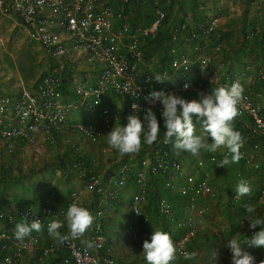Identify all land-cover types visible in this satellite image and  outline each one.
I'll return each instance as SVG.
<instances>
[{"label": "built area", "instance_id": "1", "mask_svg": "<svg viewBox=\"0 0 264 264\" xmlns=\"http://www.w3.org/2000/svg\"><path fill=\"white\" fill-rule=\"evenodd\" d=\"M139 1L118 0L117 7H113L109 0H0V15L14 17L22 24L47 63L46 70L33 89H21L10 95L0 90V147L8 155L40 152L47 147L62 149L70 144L73 136H77V142L90 148L100 146L102 153L112 151L110 157L128 162L119 167L115 176L107 179L82 170V188L96 196L99 202H113L120 199L131 178L135 192L130 196L127 229L131 243L138 249L143 248V241L152 235L151 230L139 225L147 219L143 201L147 195L149 177L163 180L165 190L186 199L191 207L196 206L203 197L215 196L211 183L204 177L187 173L181 155L173 151L172 144L164 143L166 129L161 116L162 105L149 104L144 98L153 90H163L186 99L187 96L200 97L201 94L210 93L201 81L211 82L208 76L212 54L222 52L225 47L217 28L219 19L208 13L194 27L182 25L180 30L169 31L167 55L171 70L161 68L158 73L143 71L147 67L144 48L148 41L155 38L165 12L155 0L151 23L148 26H131V10ZM165 1L169 3L170 0ZM183 30L188 31V41L196 42L194 57L182 49L180 34ZM252 36L253 32H248L245 38L251 39ZM209 44L213 46L208 48ZM258 52L263 57L261 61H246L234 71L223 66L219 85L230 87L239 81L244 86V99L239 105L241 114L234 121L235 130L240 131L244 138V145L240 149L243 158L239 163L253 173L264 176L262 160L255 157L264 152V41ZM81 58L89 66L92 60L95 61L98 69L90 80L84 75V81L79 83L75 76L83 71L81 64L84 63L79 61ZM194 68L198 82L191 84L185 76ZM158 74L166 80L156 82L154 76ZM185 84L190 87L185 89ZM69 96L73 97V102L68 101ZM117 99H120V104L109 106ZM132 105L136 106L134 114L141 118L144 111L152 107L161 127L157 141L152 145H143L135 154L120 155L111 147L105 149L102 141L107 140V133L113 126L127 123V116L133 111ZM74 112L82 114L83 119H72ZM239 125L241 127L237 128ZM70 149L72 157H85L82 156L80 143L71 144ZM226 153L224 149L222 157ZM214 160L215 156L209 158V161ZM132 163L138 166L134 170H131ZM80 165L79 169H82L83 164ZM202 165L200 160L196 163L198 168ZM242 179L251 183L252 194L237 200L234 191L229 197L232 204L249 205L254 193L259 200H264V185L258 186L255 192L252 181ZM68 195L63 206L59 196L49 191L38 206L29 203L16 214L0 210V222L4 223L0 229V264H5V258H10L11 264H133L121 262L113 256L104 232L105 216L100 206L91 211L95 222L86 232L87 239L99 244L94 250L85 251L78 240L60 246L48 235L47 225L51 220H63L67 207L73 201L81 203L82 193L73 191ZM193 209L198 216L203 215L201 208ZM173 211L170 199H158L160 218L173 222ZM24 216L29 218V222L34 218L40 219L44 225L41 233H32L35 243L29 240L21 243L14 238L15 222H20ZM201 221L187 216L176 223L179 232L173 239L182 244L184 251H194ZM242 228L250 237L252 233L247 219L242 223ZM259 230L258 226L253 231ZM177 256L184 259L182 252H178ZM142 264H146V261Z\"/></svg>", "mask_w": 264, "mask_h": 264}, {"label": "rangeland", "instance_id": "2", "mask_svg": "<svg viewBox=\"0 0 264 264\" xmlns=\"http://www.w3.org/2000/svg\"><path fill=\"white\" fill-rule=\"evenodd\" d=\"M154 1L155 0H146L138 13L139 15L140 12H144L143 20L145 23L143 24L145 25L149 24L154 17ZM157 2L158 5L163 8L166 15L169 16L168 24L172 27L178 24L180 26L185 25L194 27L195 24L204 19L205 15L208 13L219 19L217 28L221 33L224 42L223 45L225 47L222 52L212 54L213 61L208 76L212 83L204 81V79L201 81L203 87L208 88L209 92L212 88L220 86L223 66L234 71L240 68L243 62L254 60V57L257 55V48H259V45L257 47L256 44H258L257 40H259L264 27V0H195V4L192 0H176L175 3H171L170 1L168 3L165 0H157ZM248 28L253 32L251 39L245 38V31ZM180 39L184 52L194 57L196 42L188 41L184 32L180 34ZM212 46V44H209L207 47L210 48ZM164 58L163 51L157 50L152 52L150 57L145 59L147 67H144L143 71L150 70L153 73H158L161 68L171 70L169 62L166 65H162ZM79 61L84 63L83 58L79 59ZM91 63L90 66L87 63L81 64L83 71L77 72L75 76L79 83L84 81V75L89 77V80L96 75L98 69L97 65L93 60ZM46 68L47 63L41 51L36 44L30 40L22 24L14 17H3L0 15V90L6 95H10L21 89L31 90ZM185 78H187L191 84H196L198 82L196 69L194 68ZM187 99L199 100L200 97L197 95L192 97L187 96ZM68 101L73 102V97L69 96ZM120 103V99H117L112 104L110 103L109 106L114 104L118 105ZM71 118L79 121L83 119V115L74 112L71 114ZM193 123L197 124L195 116L193 117ZM197 127V131L199 132V124H197ZM77 138V136H73L70 139V144L62 147V149L59 147H47L42 148L40 152L27 151L8 155L0 147V209H11L15 211L16 214V212L22 208L20 207L21 205L32 203L38 206L41 200L49 194V191H54L59 198L60 196L64 198V196L66 197L73 191L78 193L81 191L82 181L84 180V177L81 175L82 170H86L87 172L96 171L97 174L104 178L113 177L117 174V170L122 164L128 163L126 161H119L118 159L115 160L114 157L107 158L112 155V151L102 153V148L100 146H94V150H90L88 146L82 149V156L86 154H90L91 156L85 157L82 162V169H79L81 163L74 162L73 159L69 161L67 158L65 161L59 162L57 156L59 158L71 156L70 147L71 144L77 143ZM209 142H211V139ZM102 143L105 149L110 147L106 139H104ZM143 145L145 146V144ZM91 151L92 154L90 153ZM218 153L219 151L214 154L219 157ZM208 154L210 153L202 150L199 156H193L188 152H182L181 155L183 166L187 170V173L199 176L202 174V171H199L204 170L208 173V179H210L209 181L211 184L213 183L214 185L220 186V190L225 188L224 194H221L219 198H212L217 201L215 204H212L209 211L205 213L207 221L215 228L210 232L209 228L206 226L212 238L208 236L207 239H204L208 233H204L205 236H203V234L198 237V239H200L194 249V251L197 252V256L195 257L197 262L195 259L190 260V262L191 264H231L232 254L229 248L226 247V244L228 239L233 238V236L236 237L237 235L231 233L229 228H231V225L233 228L235 222L237 224L239 219L244 222L247 213L243 204L237 206L230 204L229 195L232 191H235L238 184L237 182L242 178H249L254 184L256 192L258 186L264 185V176L256 174L255 172L253 173L252 170L238 163H230L226 168L217 167L214 161H209ZM257 156L262 160L261 162L264 168V152H261L255 157ZM218 157L215 158L216 162L220 160ZM91 158L94 159V162H91ZM199 160L202 161L203 164L201 168L196 166ZM132 166L133 168L131 170L138 167L136 163H132ZM114 168L115 170L113 171L112 169ZM151 185L157 187L155 189L156 193H150ZM159 185H161L160 178L156 179L153 176L149 177L147 182V195L143 201V211L147 219L139 223L141 228L151 230L152 233L155 230L164 231L163 227H165L163 226L164 222H162L156 214L157 199L165 195V193L163 194L162 192L164 187H159ZM133 187L131 178H129L125 190L121 193V199L118 200L120 202H115L114 206L116 207L114 209L107 207L111 202H107L105 205L102 204L100 206L104 216H106V212L107 215L110 216L108 218H113V220H115L114 224H116L118 228H123L128 219L126 215L127 213L129 214L130 211V196L135 192ZM81 196L84 202L87 203L90 211H92L93 208L91 206L93 205L94 195L85 192V194ZM86 197L89 199L87 200ZM65 200H67V198H65ZM122 201L123 205L121 206L120 203H122ZM87 205L84 206L87 207ZM249 205L253 206L259 215L264 216V200H259L256 193H254ZM118 207L121 211H116ZM173 226L178 229L176 223ZM103 227L105 235H111L113 227L109 226L108 220H103ZM171 227L172 226H168V228H170L168 232L170 234L177 232L178 234L179 231H172L173 228L171 229ZM235 227L233 228L234 231L237 230ZM238 236L236 238L243 241V238L240 235ZM128 245L131 246L129 243ZM118 249L122 250L124 248ZM138 250L142 253L143 248ZM247 251L250 252V250ZM214 253L218 255L214 256ZM252 255L256 257L258 261L257 264H259L260 257L258 255L256 256L254 253ZM133 264L136 263L133 262Z\"/></svg>", "mask_w": 264, "mask_h": 264}, {"label": "clouds", "instance_id": "3", "mask_svg": "<svg viewBox=\"0 0 264 264\" xmlns=\"http://www.w3.org/2000/svg\"><path fill=\"white\" fill-rule=\"evenodd\" d=\"M152 77H150L151 79ZM156 82H163L166 78L155 75ZM185 89L190 87L184 85ZM244 86L234 82L230 87L219 86L212 88L210 93L201 94L200 99L188 100L180 95L161 91H150L144 99L152 105H162L161 116L164 122V143L172 144L173 151L179 155L188 152L193 156H199L201 151L216 153L220 149H226L227 153L218 162L217 167L226 168L230 163H238L243 158L240 149L244 145V138L240 131L235 130L234 121L240 113L239 105L244 97ZM132 113L127 116V123L112 127L107 133V144L118 151L120 155L138 153L143 144L152 145L157 141L161 127L152 107L147 108L141 118L134 114L135 105H132ZM195 116L199 124L193 123ZM211 139V142L209 140ZM236 199L252 194L251 183L242 179L236 186ZM246 218L251 236L241 241L233 236L228 239L226 247L231 252V264H257L256 257L248 248L264 247V216L259 215L251 205H245ZM137 213V212H136ZM139 215V213H137ZM95 217L90 209L83 204L73 201L64 213V219L51 220L47 225L48 235L63 246L80 240L85 251L94 250L99 244L94 240L84 238L85 233L92 228ZM259 226V231H253ZM44 225L40 219H31L24 216L14 226V238L23 243L29 240L35 243L32 233H41ZM66 229V231H62ZM143 256L146 264H172L177 259V253L182 252L184 259L192 260L197 256L195 251H184L182 244L173 239L169 232L162 230L153 231L150 239L143 241ZM218 255L214 253V256ZM5 264H11L10 258H5ZM259 264H264L261 260Z\"/></svg>", "mask_w": 264, "mask_h": 264}, {"label": "crops", "instance_id": "4", "mask_svg": "<svg viewBox=\"0 0 264 264\" xmlns=\"http://www.w3.org/2000/svg\"><path fill=\"white\" fill-rule=\"evenodd\" d=\"M109 3L113 6V7H117V5H118V0H109ZM136 12H137V10H136ZM135 12V13H136ZM135 13L133 14V17H134V15H135ZM140 15L141 16H143L144 15V12L142 13V12H140ZM263 31H264V27H263ZM19 90H17V91H15V92H18ZM77 143H80V145H81V147H82V149H84L87 145L86 144H84V143H82V142H77ZM82 143V144H81ZM103 144V143H102ZM89 147V146H88ZM90 148V147H89ZM90 150H94V148L93 147H91L90 148ZM219 151V153H218V155H219V157L216 155V154H214V153H210V154H208V158H210L211 156H215V158H219V159H222L223 157H222V154H223V152H224V149H220V150H218ZM91 154H92V151L90 152ZM111 156V155H110ZM110 156H108L107 158H109ZM85 157H91L90 156V154H86L85 155ZM85 157H84V159H85ZM106 158V159H107ZM112 158H113V156H112ZM84 159H83V161H84ZM116 160V159H115ZM82 161V162H83ZM91 162H94V159L93 158H91ZM184 162H185V160H184ZM182 163H183V161H182ZM238 164L240 165V163L238 162ZM184 165V164H183ZM238 166V165H237ZM106 169H110V168H106ZM185 169V168H184ZM113 171L115 170V168L114 169H112ZM185 171H187L186 169H185ZM202 171V174L201 175H199V177L201 176V177H204V178H206L208 181L210 180V179H208V173L207 172H205L204 170H200L199 172H201ZM94 172V171H93ZM94 173H96V171L94 172ZM206 173V174H205ZM204 174V175H203ZM110 175V174H109ZM207 175V176H206ZM106 179L108 178V177H105ZM160 181H161V185H159V187H162L163 186V180H161L160 179ZM210 182V181H209ZM211 183V182H210ZM237 183H239V182H237ZM132 186H133V184H132ZM211 186L213 187V189H214V193H215V196H213V197H210V196H206V197H203V198H201V199H199L198 200V203H197V205L196 206H194V207H191V205L188 203V201L186 200V199H184V198H182V197H180L178 194H176V193H174V192H169V191H167V190H165V188H163L162 189V192H163V194L165 193V195H164V197H167L168 199H170L171 200V202H172V204H173V209H174V211H173V222H168L169 224H165L164 223V225L163 226H165V227H163L164 228V231H166V229H167V231L166 232H168V231H170V228H168V226L170 227V226H172L171 227V229L173 228V230L172 231H176V230H178V229H176L173 225L175 224V223H178V221H180V220H182V219H184V218H186L187 216H191V217H193L194 219H201L202 221L198 224V226H199V228H200V231L198 232V237L199 236H202L204 233L206 234V233H208V234H206V237L204 238V239H207L208 238V236L210 237V238H212V236H210V232L212 231V230H214L215 228L211 225V223H209L208 221H207V219H206V215H205V213H206V211H209V208L212 206V204H215V202L217 201L216 199L217 198H219V196L221 195V194H224V190H225V188L223 189V190H220L219 189V187L220 186H217V185H214L213 183L211 184ZM223 187H225V186H223ZM126 188V187H125ZM134 188V187H133ZM157 187H154L153 185H151V190H150V193H156L155 192V189H156ZM125 190V189H124ZM133 190H135V188L133 189ZM75 192V191H74ZM232 192H234V191H232ZM231 192V193H232ZM79 193H82V194H85V191H83V188L81 187V191H79ZM132 193H133V191H132ZM131 193V194H132ZM230 193V194H231ZM127 194H129V193H127ZM153 195H155V194H153ZM68 196L69 195H67L66 197L64 196V198H61V196H60V199H59V202L62 204V206L67 202V200H68ZM229 197H230V195H229ZM65 198H67V200H65ZM212 198H216V199H212ZM86 199L88 200L89 198H87L86 197ZM121 199V198H120ZM119 199V200H120ZM158 199H159V197H158ZM157 199V200H158ZM229 200H230V198H229ZM64 201V202H63ZM81 201H82V203L81 204H83V205H87V203L86 202H84V200L81 198ZM118 201V200H117ZM115 202L116 201H113V202H111L107 207H111L112 209H114L116 206H114V204H115ZM118 202H120V201H118ZM107 202H99V200H98V198L96 197V196H94V201H93V205L91 206L92 208H93V210H94V208H96L97 206L99 207V206H101L102 204L103 205H105ZM119 204V203H118ZM118 204H116V205H118ZM121 204V206L123 205V201H122V203H120ZM230 204H232V202L230 201ZM28 204H24V205H21L20 207H26ZM188 205H189V207H188ZM243 205L245 206V205H247V204H245V203H243ZM87 207H88V205H87ZM189 208H191V209H189ZM193 208H201L202 210H203V216H198L197 214H196V212L195 211H193L194 209ZM9 209V208H8ZM90 209V208H89ZM193 209V210H192ZM0 210H2V211H5V212H8V211H11V212H15V211H13V210H11V209H9V210H3V209H0ZM116 211H121V209H119V207L118 208H116ZM92 213V212H91ZM122 213V212H121ZM105 218L104 219H106V220H108V222H109V226L110 227H113L112 228V233H111V235H108V234H106V237L108 238V244L111 246V249H112V254H113V256L114 257H116V259L117 260H119V261H121V262H126V263H129V262H131V263H133V262H135L136 264H142L144 261H145V259H144V256H143V254L138 250V248H136L135 246H134V244L132 245V243H131V241H130V238H129V232H128V229H127V227H128V225H129V219H127L126 220V222H125V224H124V226H123V228H118V226H116V224H114L115 223V220H113V218H108V217H110V216H108L107 215V213L105 212ZM124 215V214H123ZM128 216V213H127V215H126V217ZM19 221H17L16 220V222H15V224L16 223H18ZM242 223H243V221L241 220V219H239L238 221H237V224H236V222H235V224H234V227L235 228H237V230L236 231H234V227L232 228V225H231V228H229L230 230V232L231 233H235L237 236L238 235H240L242 238H243V240L244 239H246V236H247V232H246V230H244L245 228H242ZM156 224H157V222H156ZM4 226V223H1L0 222V229L2 228ZM177 226V225H176ZM209 228V230H210V232L208 231V228ZM115 227V228H114ZM161 227H162V224H161ZM175 229V230H174ZM63 231H66V229H63ZM205 234L203 235V236H205ZM87 234L85 233V237L84 238H86L87 239V236H86ZM172 235V237L173 238H175L176 236H177V232L176 233H173V234H171ZM236 236V237H237ZM239 237V236H238ZM200 239V238H199ZM199 239L195 242V245H197V242L199 241ZM79 242H80V240H78ZM81 243V242H80ZM128 243L131 245V246H129L128 245ZM128 246H129V248H128ZM245 247V249H247V250H250V252L253 254H255L256 256L258 255L259 257H260V261L261 260H264V247H253V248H248V246L247 245H245L244 246ZM118 248H124V249H118ZM140 249V248H139ZM258 252H259V254H258ZM122 253H125V254H122ZM214 259V258H213ZM212 259V260H213ZM195 261L197 262V260L195 259ZM257 263H258V261H257ZM172 264H191V262H190V260H186V259H183V258H180V257H178L177 256V259L174 261V262H172Z\"/></svg>", "mask_w": 264, "mask_h": 264}, {"label": "trees", "instance_id": "5", "mask_svg": "<svg viewBox=\"0 0 264 264\" xmlns=\"http://www.w3.org/2000/svg\"><path fill=\"white\" fill-rule=\"evenodd\" d=\"M145 1L146 0H140L139 3L132 8L131 12L133 14L136 12V10H137V12L135 13L134 17H132V20H130L131 26H136V25L137 26H148L151 23L152 20L147 25L143 24V23H145L144 20H143L144 16H141L140 14L138 15V13L141 10V7L143 6ZM175 1L176 0H170L171 3H173V2L175 3ZM192 2H194V4H195V0H192ZM126 10H127V8H126ZM168 22H169V16L166 15V13H165V18H164V20H163V22L161 24V27L159 28L156 36H155V38L153 40L148 41L147 46H145V48H144V55H145L144 58L145 59L149 58L150 55L152 54V52L157 51V50H159V51L161 50V51L164 52V57H165L164 60H163L162 65H166L168 63L167 51H168V48H169V31H170V29H173V30H177L178 29V30H180V25L179 24H178L179 26L176 25V26L172 27L170 24H168ZM183 32H184V34L186 36L188 35V31L187 30H183ZM248 32H252V31L248 28L245 31V36L247 35ZM263 41H264V31H262L259 40H257L258 44H256V46L258 47V45H259V48H257L258 51L260 50V46H261V43ZM249 51H250V49H249ZM262 58H263L262 55L260 54V52H258L257 55L254 57V60H252V61H256V62L257 61H261ZM244 64H246V61L242 63V65H244ZM238 127H241V126L239 125V126H237V128ZM180 155H182V152L180 153ZM67 158H68L69 161H71L73 159V161L77 162V163H82V161L84 159V158L80 157L79 155H75L74 157L65 156V158H63V157L59 158L57 156V159H59V162H63ZM156 211H157V205H156ZM156 214H157L158 218L162 222H164L165 224H169L168 223L169 221H166V220H164V219L159 217L158 212H156Z\"/></svg>", "mask_w": 264, "mask_h": 264}]
</instances>
